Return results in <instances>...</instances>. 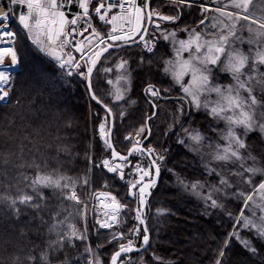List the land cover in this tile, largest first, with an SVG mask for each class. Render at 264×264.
Returning a JSON list of instances; mask_svg holds the SVG:
<instances>
[{"label": "snow or ice", "instance_id": "snow-or-ice-1", "mask_svg": "<svg viewBox=\"0 0 264 264\" xmlns=\"http://www.w3.org/2000/svg\"><path fill=\"white\" fill-rule=\"evenodd\" d=\"M251 4L252 0H170L166 14L161 10L165 0H7L0 12V106L23 108L25 95L30 99L41 88L58 105L61 90L74 81L84 83L91 101L104 113L93 116L99 150L106 153L99 163L85 153L88 173L98 168L113 174L111 179L126 189V202L112 191L96 190L94 238L89 205L78 195V188L89 185V175L49 169L33 134L8 128L16 124L18 114L5 112L0 117L6 137L0 173L11 170L15 183L0 192V204L13 224L29 217L35 223L43 211L50 215L47 220L40 215L35 223L37 229L46 227L44 245L18 247L17 237L24 231L10 234L3 241V264H131L130 254L148 253L153 249L150 199L168 161L172 137L195 154L199 166L192 167L204 178L187 180L174 169L167 171L202 204L204 215L219 213L221 227L225 217L229 221L228 230L219 234L223 239L212 264H233L236 246L247 257L238 264H264V138L258 139L259 151L250 143L253 135L264 137V12L255 14ZM194 12L196 17L186 19ZM25 38L42 54L30 69L23 67L17 46ZM94 74L99 78L95 83ZM134 74L145 77L142 96L149 111L123 136L130 147L122 153L113 134L120 131L117 117L121 123L127 119L123 103ZM105 84L115 85L114 90L98 91ZM162 99L173 104L171 123L161 130L163 142L153 131ZM201 117L204 123L193 126ZM59 147L70 151L67 145ZM47 190L60 202L55 209L49 207ZM66 203L74 210L68 211ZM230 204L237 206L236 212ZM168 211L157 208L155 215ZM102 229L110 231L93 246ZM106 246L114 249L107 260L101 255ZM68 248L77 254L69 258ZM163 260L155 250L147 258L139 255V264Z\"/></svg>", "mask_w": 264, "mask_h": 264}, {"label": "trees", "instance_id": "trees-1", "mask_svg": "<svg viewBox=\"0 0 264 264\" xmlns=\"http://www.w3.org/2000/svg\"><path fill=\"white\" fill-rule=\"evenodd\" d=\"M164 11L169 14L171 9L170 7H166ZM197 15L198 13L194 12L193 17H186V19H192ZM17 46L25 69H30L35 64L39 63V57L41 55L32 49L26 40H19ZM132 51L139 50L133 49ZM132 67L135 68L136 65L133 64ZM134 77L135 87L132 97L135 103L128 104L131 106L128 116L131 115V118L136 122L133 121L134 123H132V125L127 122V119L121 123L119 117H117L116 126L120 131L119 133L114 132L113 134L117 150L122 153H126L125 149L128 147L123 144L121 136L128 128L137 126L141 117L146 115L149 111L148 104L142 96L145 77L135 74ZM21 80H23V74L21 75ZM57 87L59 88V85H57ZM159 103L162 105L163 103L167 104L171 102L162 99ZM90 104L94 107L95 111H100L94 102L91 101L90 96L89 98L86 96L84 89L73 82L71 88L61 90V97L58 105L54 102H50L48 92L41 88L38 92L33 93L30 99L27 94L25 95V98L22 100V105H24L23 108H17L14 105L10 109H4L3 106H0V117H3L5 112L18 114L16 117V124L14 126L9 124L8 128L13 132L19 129L21 134H33L32 139L35 144L40 148V151L45 157H47L49 169L58 168L61 172L72 176L82 177L88 174L90 178L89 186L92 189L100 191L109 189V191H112L119 199L123 200L126 189L122 187L121 181L118 179H111L113 174L105 175L106 170L98 168H93L92 172L88 173V163L85 158V153L93 156L95 162L106 154L99 150L100 144L96 132V118L90 115ZM163 107L157 110L158 115L155 118L153 127V131L156 132L158 136H161V130L171 123L167 118L171 114L172 106L168 107L163 105ZM12 118L13 117H9V119ZM200 119H202V117ZM91 122L95 128L94 132L91 131ZM69 123L71 127L67 126ZM194 124H196V122ZM4 127L5 121L4 119H0V129ZM35 133H39V136H35ZM5 141L6 137L3 131H0V149L6 147ZM175 141L173 137L168 141V144L171 145V151L166 166H162V172L165 171V167L167 169L171 167L184 177L193 179L201 177L192 167L194 158L189 155L185 148L178 146ZM161 142H163L162 136ZM48 144L53 146L49 148ZM60 145L69 146L70 151H64L62 147H59ZM14 177L15 173L11 170H9L7 174L0 173V192L8 188L9 183L14 185ZM166 179L167 173L164 172L162 173V182L160 181V186L157 188V191L155 190L156 197L158 196V199L163 200L169 209L168 213L161 216L164 222L163 225L166 227L163 229L165 235L162 238L164 245L161 248L162 251L166 253V255L169 254L176 257L178 259V264H212L215 255L214 250L219 241L223 239L219 234L228 230L227 218H224V227H221V216L212 219L204 217L201 212H198L200 209L197 207L195 201L188 200L185 195L181 196L179 190L174 188L170 183L168 184L165 182ZM105 181L109 182L110 187H104L103 183H105ZM47 193L50 197L49 207L50 209H55L60 202L52 196L51 190H47ZM65 207L68 211L74 210L71 204L66 203ZM40 215H43L47 220L50 212L43 211L38 213L35 223L39 222L38 218ZM88 221L89 231L95 238V224L91 217H88ZM35 223H33L31 217H29L27 219L22 218L19 224H13L8 215L6 206L0 204V244H2L0 246V264H3V261L7 257L3 241L10 234L15 235L21 230L24 231L25 235L23 237H17L19 241L18 247L21 245L31 247L33 244L44 245L48 239L46 227L37 229ZM158 223L162 224L161 221H158ZM77 226L81 227L82 221L78 222ZM100 231L101 235L98 239L93 240V246L102 241L104 236L109 232L106 230ZM151 237L153 238L152 232ZM106 247L108 250L101 252V255H108L107 259H109L110 253L114 249L109 246ZM80 251H83L82 245L80 246ZM234 252L236 255L233 258V264H238L239 261L247 259L245 251L241 247L236 246ZM66 254L69 258H72L77 252L75 249L68 248L66 249Z\"/></svg>", "mask_w": 264, "mask_h": 264}, {"label": "rangeland", "instance_id": "rangeland-1", "mask_svg": "<svg viewBox=\"0 0 264 264\" xmlns=\"http://www.w3.org/2000/svg\"><path fill=\"white\" fill-rule=\"evenodd\" d=\"M4 1H6L7 2V0H4ZM167 2H169L170 3V0H165V6H163L162 8H161V10L162 11H164V9L166 8V7H168L167 5L169 4V3H167ZM250 10L251 11H253L255 14H257V15H259V14H261L262 12H264V0H252V4L250 5ZM165 12V11H164ZM166 13V12H165ZM167 14V13H166ZM13 22H15L14 24H13V29H15L16 30V28H17V21L15 20V19H13ZM245 35H247L246 33H245ZM24 40H26L27 41V43L32 47V49H34V46H32L31 45V41L30 40H27L26 38L24 39ZM247 45H245V50H247ZM38 53V52H37ZM38 54H40L41 56H42V54L41 53H38ZM107 66V65H106ZM103 72H101V74H100V77L99 78H103ZM99 78H97L96 76H95V74H94V83L96 82V80L97 79H99ZM112 78H113V80H115V73L112 75ZM75 82V81H74ZM134 82H135V77L133 76V82H132V86H131V91L127 94V96H126V103H123V108L126 110V112H127V114H129V111L131 110V106H129L128 104H130V103H135L134 102V98L132 97V94H133V91H134ZM223 83H229L230 82V80H224V81H222ZM76 83V82H75ZM79 86H81L83 89H84V91H85V94H86V96L89 98V95H88V92L86 91V89H85V84L84 83H77ZM114 88H115V85H102L101 86V88L100 89H98V91H104V92H111V91H113L114 90ZM174 95V94H173ZM163 105H166V106H172V110H171V114H172V112H173V104L172 103H167V104H160V108H162L163 107ZM162 106V107H161ZM164 108V107H163ZM149 110V109H148ZM147 110V111H148ZM95 110H94V107L93 106H91V104H90V115L91 116H93V113H95V112H100V116L101 117H103V115H104V113L103 112H101V111H99V110H96L95 112H94ZM169 115V117L167 118L169 121H171L172 120V115ZM132 115H133V113H132ZM128 116V115H127ZM143 117V116H142ZM142 117H141V119H142ZM130 118V119H129ZM128 123L129 124H132V123H134V122H136L133 118H131V115L130 116H128ZM126 119V120H127ZM141 119H140V122H141ZM93 121H94V119H93ZM95 121H96V119H95ZM134 121V122H133ZM139 122V123H140ZM138 123V124H139ZM201 123H204V121H203V118L202 119H200V120H198L197 122H196V124H193V126H195V127H199L200 126V124ZM121 124V123H120ZM133 125V124H132ZM138 126V125H137ZM221 127H223V125L221 124ZM91 128H92V132H94V125H93V123L91 122ZM132 130V128H128V130L126 131V132H124V134L121 136V139L123 138V136L124 135H126L127 134V132L128 131H131ZM177 131H179V129H177ZM96 132H97V127H96ZM251 135V134H250ZM174 138V140H176V138L175 137H173ZM261 138H264V137H261V136H259V135H253L252 136V139H251V141H250V143L251 144H253L254 146H255V148H256V150L257 151H259L260 150V148H261V145L258 143V139H261ZM123 142V141H122ZM123 144H125L127 147H129L130 145L129 144H127L126 142H123ZM126 150V149H125ZM124 150V151H125ZM187 150V149H186ZM189 155L191 156V157H193L194 158V156H195V154L194 153H189ZM104 157H102V158H100L99 160H97V162L96 163H99V161L100 160H102ZM196 164L197 166H199V160L198 159H196L195 161L193 160V164ZM192 164V165H193ZM164 166H166V165H164ZM163 168V167H162ZM168 169H174V168H171V167H169ZM174 171H175V173H178L179 175H181L179 172H177L175 169H174ZM164 172H166L167 173V179L165 180V182L166 183H170L174 188H176L177 190H179V193H181V196H187V199L188 200H194L195 201V203H196V205H197V207L200 209V210H198V212H201V214L204 216V217H206V218H215V217H220V214L219 213H217V214H215V215H213L212 217H208L207 215H204V213H203V206H202V204L199 202V201H197L196 200V198L195 197H191V196H189V195H187L184 191H183V189L181 188V186L177 183V179H176V175H174L173 174V172H169V171H167V168L165 167V171ZM164 172H162L161 171V178H162V173H164ZM182 176V175H181ZM184 177V176H183ZM161 178H160V181L162 182V180H161ZM185 179H187V180H195V179H203L204 177L203 176H201V177H199V178H187V177H184ZM160 181H159V183H158V187L160 186ZM164 183V182H163ZM108 184H109V182H108ZM103 185H105V183H103ZM109 187H110V184L108 185ZM105 187V186H104ZM157 187V188H158ZM106 188V187H105ZM94 189H92L89 185H86L85 187H82V188H78V195L81 197V200L82 201H84V202H86V203H88V205H89V208H88V217H91L92 218V220H93V222H94V224H95V220H94V216L96 215V213H94L93 212V207L94 206H96V201L92 198L93 196H94V194H95V192H96V190H94ZM156 191H157V189H155ZM154 190V191H155ZM103 191H109V189H105V190H103ZM156 191L154 192V195H153V197L150 199V212L151 213H153V215L150 217V220H149V227L151 228V230H152V233H153V238L151 237V243H152V246H153V249H151L148 253H143V252H141L139 255H143L145 258H147L149 255H151L152 254V250H155V252H156V254H158V255H160V256H162L163 258H164V260H163V262H162V264H178V259L176 258V257H174V256H172V255H169V254H167L166 255V253H164L163 251H162V247L164 246L163 245V240H162V238H163V236L165 235V231H163V229H165L166 227H165V225H163V221H162V218H161V216H163V215H161V216H157V215H155V211H156V209L157 208H164V209H167V210H169L168 208H167V204L163 201V200H160V199H158L159 197L157 196L156 197ZM118 198V197H117ZM119 199V198H118ZM121 202L123 203V202H126V200L125 199H121ZM132 207H135V205L133 204L132 205ZM229 208L233 211V212H236L237 211V206L235 205V204H230L229 205ZM169 212V211H168ZM165 215V214H164ZM226 218V217H225ZM158 221H161L162 222V224L161 223H158ZM227 221V227H228V223H229V221L228 220H226ZM95 227H96V225H95ZM165 227V228H164ZM102 230H106V231H110V230H107V229H102ZM126 231V230H125ZM2 244H0V246H1ZM139 255H137L136 253L135 254H130V256H129V259H130V261H131V264H139ZM102 256H104L103 258L105 259V260H107V256L104 254V255H102ZM110 259V258H109ZM157 264H161V262H157Z\"/></svg>", "mask_w": 264, "mask_h": 264}, {"label": "built area", "instance_id": "built-area-1", "mask_svg": "<svg viewBox=\"0 0 264 264\" xmlns=\"http://www.w3.org/2000/svg\"><path fill=\"white\" fill-rule=\"evenodd\" d=\"M0 2H2V4H3V6H0V12H3V11H5V9L7 7V2L4 0H0ZM12 21H11V23H12ZM12 30H13V28H12Z\"/></svg>", "mask_w": 264, "mask_h": 264}, {"label": "water", "instance_id": "water-1", "mask_svg": "<svg viewBox=\"0 0 264 264\" xmlns=\"http://www.w3.org/2000/svg\"><path fill=\"white\" fill-rule=\"evenodd\" d=\"M119 151V150H118Z\"/></svg>", "mask_w": 264, "mask_h": 264}]
</instances>
